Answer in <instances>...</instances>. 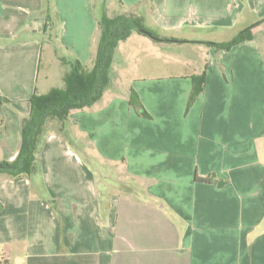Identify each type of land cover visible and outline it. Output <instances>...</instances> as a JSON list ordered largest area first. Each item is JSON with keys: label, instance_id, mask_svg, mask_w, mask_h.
I'll use <instances>...</instances> for the list:
<instances>
[{"label": "crops", "instance_id": "obj_1", "mask_svg": "<svg viewBox=\"0 0 264 264\" xmlns=\"http://www.w3.org/2000/svg\"><path fill=\"white\" fill-rule=\"evenodd\" d=\"M92 1L0 0V98L8 100L0 162L20 152L31 98L54 88L39 87L48 33L73 57L61 61L92 62L102 16ZM116 2L160 37L186 42L152 40L163 66L148 62L126 88L121 78L97 104L71 112L79 153L54 133L34 174L0 176V256L8 264H264L263 43L225 51L199 43L264 27V0Z\"/></svg>", "mask_w": 264, "mask_h": 264}, {"label": "trees", "instance_id": "obj_2", "mask_svg": "<svg viewBox=\"0 0 264 264\" xmlns=\"http://www.w3.org/2000/svg\"><path fill=\"white\" fill-rule=\"evenodd\" d=\"M48 31L51 20L48 11ZM101 27V38L96 50L93 66L89 69L81 62L70 64V71L65 76V87L54 88L49 93L34 94L31 98V113L22 122V146L18 156L12 162H0V176L20 178L30 176L37 170L38 156L42 152L41 141L47 136L49 123H60L63 136L70 140L68 123L70 114L75 110L90 108L97 104L112 82L113 65L119 44L126 41L134 32L147 36L156 42H181L160 37L147 29L140 18L118 16L110 18L104 9L98 20ZM249 27L241 31L233 40L227 43L199 42L214 46L218 50H230L234 46L252 39ZM49 37V33H48ZM196 85L193 96L200 93ZM192 96V97H193ZM137 95L132 92L130 103L139 108ZM29 259V263L31 264ZM5 264H8L6 262Z\"/></svg>", "mask_w": 264, "mask_h": 264}, {"label": "rangeland", "instance_id": "obj_3", "mask_svg": "<svg viewBox=\"0 0 264 264\" xmlns=\"http://www.w3.org/2000/svg\"><path fill=\"white\" fill-rule=\"evenodd\" d=\"M116 1L117 0H93L92 2L94 5V11L96 13V16H99L101 13L103 14L104 9L107 10V14L110 18L122 16L123 15L122 11ZM130 16L137 19L140 18L135 16L134 14H130ZM144 25L145 27L150 29V24H144ZM239 33H240L239 31L234 32L230 35L212 33L207 35L206 37L208 38L206 39H209L210 37L211 38L214 37L217 40H225L230 42ZM251 34H252V38L257 40V42L263 43V52H264V27L257 29V27L254 26L251 29ZM97 38H98L97 43L99 44L101 38V27H99ZM149 42H153L152 39L135 32V34L132 37H130L127 41L119 44L116 61L113 65L112 82L109 85L110 88L116 87L121 82L123 84V88H126V86L129 83H131V81L134 78L143 75L142 74L144 73L143 67L148 62H152V64H154L157 67L163 66L162 63L165 60V58L161 54L163 52L161 50H159V53L153 52L151 49L148 48V46H150ZM48 43L49 45L44 50L43 59L40 67L39 87L41 91H48L49 87L63 89L65 87V76L68 73L67 70H69V68L71 67L70 66L71 63L67 64L64 61H61V55L62 56L65 55V57L68 60L73 59L72 55L69 52H65V49L62 48L60 43L56 42L54 40V37L51 36L50 34L48 37ZM95 56L96 54L93 56V60L87 68L90 69L93 66L95 61ZM139 67H141V73L137 72ZM47 75H49V80L46 79ZM120 79L121 82H119ZM5 100L4 98H0V103H4L6 105L8 103V100L6 102ZM9 104H10V120L12 121L13 104L11 103V101ZM60 129H61L60 123H56V122L49 123L47 136L44 138V140L41 141L42 149L45 146L48 135L54 133H61ZM19 139L20 137H18L17 135V145L19 144ZM10 141L11 143H14L16 141V134L13 126L11 125V122H10ZM66 141L70 145V149L73 152L79 153L75 144H72L73 142L71 137L70 140L67 139ZM10 147L12 149V144L10 145ZM1 254L3 255L5 254V252L3 253L0 252V255ZM0 257H1L0 258L1 264H5L7 262L5 261V259L8 258L4 257L5 258L4 259L2 258V256ZM9 264H21V263H19L17 260H13L11 263L9 262Z\"/></svg>", "mask_w": 264, "mask_h": 264}]
</instances>
